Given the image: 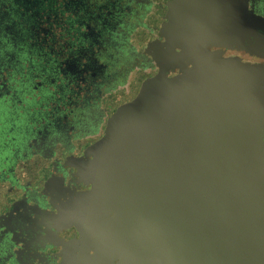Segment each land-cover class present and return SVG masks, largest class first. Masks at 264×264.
Segmentation results:
<instances>
[{
  "label": "water",
  "instance_id": "water-1",
  "mask_svg": "<svg viewBox=\"0 0 264 264\" xmlns=\"http://www.w3.org/2000/svg\"><path fill=\"white\" fill-rule=\"evenodd\" d=\"M236 19L227 32L164 31V43H147L160 71L86 151L81 175L94 191L82 203L101 243L115 236L121 264H264V64L208 47L262 55L264 20Z\"/></svg>",
  "mask_w": 264,
  "mask_h": 264
},
{
  "label": "flooded vegetation",
  "instance_id": "flooded-vegetation-1",
  "mask_svg": "<svg viewBox=\"0 0 264 264\" xmlns=\"http://www.w3.org/2000/svg\"><path fill=\"white\" fill-rule=\"evenodd\" d=\"M232 1L0 0V264L122 263L115 236L110 245L101 243L92 209L82 203L94 191L81 175L94 158L86 151L140 81L160 71L144 49L151 41L164 43L161 32H227L232 13L237 24L245 18L252 28L264 20V0ZM168 15L173 27L165 25ZM4 37L15 47L30 41L54 55L48 79L57 89L43 93L38 110L26 102L31 94L14 88L17 53L5 49ZM208 47L225 58L264 64V52L216 39ZM179 73L170 69L168 76Z\"/></svg>",
  "mask_w": 264,
  "mask_h": 264
},
{
  "label": "trees",
  "instance_id": "trees-1",
  "mask_svg": "<svg viewBox=\"0 0 264 264\" xmlns=\"http://www.w3.org/2000/svg\"><path fill=\"white\" fill-rule=\"evenodd\" d=\"M3 39L7 43L5 49L8 52L17 53V60L13 61L14 69L11 70V81L14 88L19 93L31 94L32 99L30 101L26 100V102H31L30 104L34 102L36 110H38L44 100V98L42 99L43 93L53 88L48 76H54V72L51 69V66L55 64L54 55L51 56L50 53L44 55V51L37 46H31L30 41L18 43L17 47H15L14 42L9 37H4ZM49 57L52 58L48 59ZM9 58V55L5 56L6 60ZM39 81L43 82V84L37 86Z\"/></svg>",
  "mask_w": 264,
  "mask_h": 264
},
{
  "label": "rangeland",
  "instance_id": "rangeland-1",
  "mask_svg": "<svg viewBox=\"0 0 264 264\" xmlns=\"http://www.w3.org/2000/svg\"><path fill=\"white\" fill-rule=\"evenodd\" d=\"M55 33H58V30H56L55 31ZM134 77H135V75H134ZM134 77H133V79H134ZM127 95V93L125 94V96ZM124 95H121V96H119L118 98H117V100H122V99H124V97H125ZM31 103V102H30ZM32 105H35L34 104V102H32ZM22 117V119H23V116H21ZM22 119H20L19 121H18V123H25L26 122V120H22ZM25 121V122H24ZM14 133H16V130H15V132Z\"/></svg>",
  "mask_w": 264,
  "mask_h": 264
}]
</instances>
